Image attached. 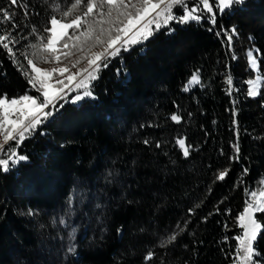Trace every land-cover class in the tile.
Masks as SVG:
<instances>
[{"label":"trees","instance_id":"1","mask_svg":"<svg viewBox=\"0 0 264 264\" xmlns=\"http://www.w3.org/2000/svg\"><path fill=\"white\" fill-rule=\"evenodd\" d=\"M56 1L69 2L0 0L18 25L13 35L22 63L30 30L43 33ZM217 19L211 31L207 19L172 22V31L162 28L122 52L93 83L96 99L64 103L20 145L18 153L29 159L0 171V264H53L50 250L40 247L44 237H60L61 217L76 228L78 252L55 264H233V237L242 231L236 217L246 192L264 178V88L248 97L246 83L256 77L249 50H259L264 75V0H247ZM219 26L237 30L231 50L216 34ZM0 27L11 29L12 21ZM197 71L201 84L182 91ZM25 93L34 95L0 49V96ZM178 138L191 146L188 158ZM224 169L229 175L217 180ZM172 234L176 240L162 246ZM255 246L264 257V233ZM149 252L153 259L145 261Z\"/></svg>","mask_w":264,"mask_h":264},{"label":"snow or ice","instance_id":"2","mask_svg":"<svg viewBox=\"0 0 264 264\" xmlns=\"http://www.w3.org/2000/svg\"><path fill=\"white\" fill-rule=\"evenodd\" d=\"M10 2L13 6H21L18 0ZM246 2L247 0H69L65 8L54 2L48 26L39 34L33 27L29 35L35 36V41L26 45L27 51L19 53V56H23L26 67L18 58L16 50L19 40L13 35V31L18 25L12 20L13 14L0 10V25L12 21L11 29L0 27V49L6 52L31 89L39 93V96L27 93L18 97H8L6 94L0 96V171L7 173L20 162L29 159L26 155L19 154L17 149L39 126L63 108L64 103L77 104L86 98L96 99L92 90L93 82L99 79L101 70L108 67L110 60L120 57L122 52L130 51L135 45L143 44L162 28L172 31L169 27L172 22L189 25L192 22L199 24L207 19L211 31L218 26V13L227 14L228 10L243 6ZM24 7V15L27 17L26 6ZM176 10H179V14ZM219 27L220 31L216 34H224L225 42L231 50L237 30ZM21 39L27 40L28 37ZM95 49L100 50L94 51ZM246 56L251 67L258 69L254 51L249 50ZM232 58L235 59V56ZM42 63L55 66L42 68L39 66ZM82 64L85 66L81 67ZM225 82L228 85V95L231 96L234 89L230 74ZM246 83L248 97L261 95V75L258 74L255 79H249ZM200 84L199 72H193L182 91L189 92L193 86ZM71 93L76 94L69 99ZM236 115L233 110V116ZM170 119L176 124L181 123V117L177 114H172ZM233 122L236 123L235 119ZM236 136L238 141L239 132ZM147 143L145 140V144ZM176 144L184 158H188L191 146L186 145V140L178 138ZM156 147L159 148L160 144ZM232 147L235 154L232 159L238 161L241 151L239 143H234ZM5 153L6 156L3 155ZM247 174L248 170L245 168L243 175ZM228 175L229 169H224L218 172L216 179L224 181ZM261 183L264 184V181ZM246 195L249 198L236 217V223L242 231L233 237L236 241L233 264H264V257L255 246L258 236L264 233V223L257 215L264 214V187L246 192ZM71 204L70 197L69 213L74 211ZM59 223L68 227L63 217ZM74 239L70 233L67 245L69 253L75 252L76 246L72 242ZM175 240L176 235L172 234L162 246ZM153 256L154 253L149 252L145 261H151Z\"/></svg>","mask_w":264,"mask_h":264},{"label":"rangeland","instance_id":"3","mask_svg":"<svg viewBox=\"0 0 264 264\" xmlns=\"http://www.w3.org/2000/svg\"><path fill=\"white\" fill-rule=\"evenodd\" d=\"M210 2H214V0H210ZM55 3H60V2L59 1H56ZM68 3L69 2H65L63 4L60 3L61 8L67 7L68 6ZM34 41H35V36L33 37V41L32 42H34ZM99 50L100 49H95L94 51H99ZM256 54H257V51L254 50V56L257 58ZM257 61H258V59H257ZM65 63H69V61H65ZM258 64H259V61H258ZM39 66L42 67V68H51V67H54L55 65L54 64H43L42 63ZM84 66H85V64H82L81 65V67H84ZM25 67H26V63H25ZM252 70L256 73V76L258 74L261 75V83H260V89H259V90H261L262 88H264V75L261 74L260 68H258V69H253L252 68ZM73 71H75V69H73ZM32 92L34 93L33 96H39V93H37L35 90H32ZM75 94L76 93H71L70 96H69V99H71V97L74 96ZM258 96H256V97H258ZM256 97H253V98H256ZM86 99H91V98H86ZM81 102H79L77 104H80ZM42 125H44V124H42ZM41 126H39V128ZM10 143H13V142H10ZM3 155L6 156L7 153H5ZM261 181H264V178ZM261 181H260V185H259L258 189L261 188V187H264V184H262ZM82 204H83V202L80 203V207L82 206ZM67 224H68V227H64L63 225H60V226H62V229L61 230H58L57 229V232L58 233L60 232L59 233V235H60L59 238L52 239V238H49V237H44V242L42 243L43 246L40 247L41 248V251H46L47 253L50 250L51 255L49 257V261H51V263H53V264L57 263V261L60 262V263H63V261L61 260L62 261L61 262L60 259L66 260L68 257L73 256V255H75L78 252V246L76 245L75 239H74V241H72L75 244V246H76L75 252L74 253H69L67 251V245L69 243V234L71 233L74 237L76 236V228H75V226H73V225L71 226V224H69L68 222H67ZM73 229H75L74 232H73Z\"/></svg>","mask_w":264,"mask_h":264}]
</instances>
